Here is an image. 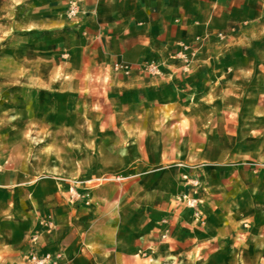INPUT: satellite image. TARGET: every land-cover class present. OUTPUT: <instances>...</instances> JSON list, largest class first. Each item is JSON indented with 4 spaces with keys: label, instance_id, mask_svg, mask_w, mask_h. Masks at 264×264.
Listing matches in <instances>:
<instances>
[{
    "label": "rangeland",
    "instance_id": "rangeland-1",
    "mask_svg": "<svg viewBox=\"0 0 264 264\" xmlns=\"http://www.w3.org/2000/svg\"><path fill=\"white\" fill-rule=\"evenodd\" d=\"M124 1L0 0V264H264V5Z\"/></svg>",
    "mask_w": 264,
    "mask_h": 264
},
{
    "label": "crops",
    "instance_id": "crops-1",
    "mask_svg": "<svg viewBox=\"0 0 264 264\" xmlns=\"http://www.w3.org/2000/svg\"><path fill=\"white\" fill-rule=\"evenodd\" d=\"M204 1L208 2V5L201 7V3ZM124 4L125 6L129 4L128 6L133 13L134 10L141 9L144 18L150 24H162L173 23L182 17V13L183 16L193 18L194 21L202 22V10L205 11L204 17L206 19L219 13L225 17L234 15L241 20L259 12L261 5H264V0H125ZM102 5L98 1L93 10L98 12ZM85 245L87 244L85 243ZM85 251L84 247L83 252Z\"/></svg>",
    "mask_w": 264,
    "mask_h": 264
}]
</instances>
